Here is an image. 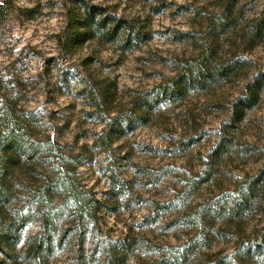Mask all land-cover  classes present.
I'll use <instances>...</instances> for the list:
<instances>
[{
    "label": "rangeland",
    "instance_id": "rangeland-1",
    "mask_svg": "<svg viewBox=\"0 0 264 264\" xmlns=\"http://www.w3.org/2000/svg\"><path fill=\"white\" fill-rule=\"evenodd\" d=\"M9 1L0 114L15 101L43 147L7 175L5 222L21 208L29 217L0 246V264H264V27L253 33L263 0ZM83 1L139 37L74 41ZM205 49L197 83L185 67ZM228 64L227 76L213 70ZM61 154L98 210L45 226L31 191ZM45 238L46 252L30 251Z\"/></svg>",
    "mask_w": 264,
    "mask_h": 264
},
{
    "label": "trees",
    "instance_id": "trees-1",
    "mask_svg": "<svg viewBox=\"0 0 264 264\" xmlns=\"http://www.w3.org/2000/svg\"><path fill=\"white\" fill-rule=\"evenodd\" d=\"M231 1L221 0L222 7L227 9ZM9 2V0L0 2V22L6 17V5ZM255 22L253 33L256 36L264 27V0ZM69 34L74 41L79 42L97 36L107 41H116L121 38V42L129 43L132 38L139 37L138 32L134 30L132 22L105 14L103 9L84 1L82 2V17L79 19V26L70 31ZM123 34L124 36L122 37ZM210 59L211 51L205 49L188 63V67H185V69L196 70L195 80L197 83L202 82L199 77L206 76L204 65L209 63ZM230 67V64H228L213 70L217 75L227 76L229 70H231ZM187 79L188 75L185 71L175 76L173 81L174 84L180 86L186 83ZM174 87H172L173 92L181 91L180 88ZM170 92L172 93V89ZM255 92V84L249 86L247 97L241 98V104L249 106ZM14 106L15 101L8 105L4 116L0 114V246L10 245V241L15 236L18 228L28 222L29 217L27 210L22 213L23 208H21L14 211L12 220L8 223L5 222L2 208L10 202L11 198V188L6 182L9 170L18 164L21 155L26 152L27 148H32L34 154H40V150L43 147L41 142L30 138L29 126L19 118ZM61 156L63 159L62 163L53 167L51 174L41 179L42 181H39L31 191L37 204L40 219L45 226L51 224L54 217L59 216L66 210L72 212L79 219L85 216L94 217L98 210V200L91 197L89 191L84 188L77 178L75 170L78 163L74 162L71 157L67 158L62 154ZM54 194L60 195V202L52 205ZM48 248L49 239L45 238L43 240L40 239V242H36V244L34 243L29 249L37 254L46 252Z\"/></svg>",
    "mask_w": 264,
    "mask_h": 264
}]
</instances>
